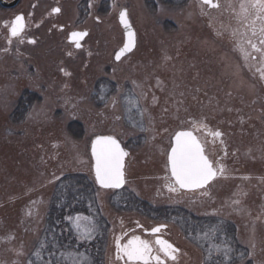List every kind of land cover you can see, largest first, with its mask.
<instances>
[{"label":"rangeland","instance_id":"374dc122","mask_svg":"<svg viewBox=\"0 0 264 264\" xmlns=\"http://www.w3.org/2000/svg\"><path fill=\"white\" fill-rule=\"evenodd\" d=\"M56 2L61 13L48 18ZM241 3L221 0L210 10L189 0L182 8L159 5L156 13L146 0H22L11 10L0 7V33L23 13L35 40L9 43L0 35V264H28L37 253L62 177L83 173L95 181L91 146L99 135L115 136L130 151L126 194L209 220L186 231L182 220L155 218L136 206L119 211L121 194L99 189L112 236L104 264H115L114 234L134 220L146 228L168 225L189 254L186 264H264V20L251 8L241 17ZM125 9L138 45L116 62ZM75 30L90 32L81 51L68 43ZM26 90L41 99L24 123L12 122ZM72 122L84 126L79 140L68 132ZM193 128L222 133L209 148L224 173L199 196H186L168 188V156L175 134ZM139 138L142 144L128 146ZM54 149L62 157L51 159ZM75 225L87 235L93 230L91 222Z\"/></svg>","mask_w":264,"mask_h":264},{"label":"trees","instance_id":"16d2710c","mask_svg":"<svg viewBox=\"0 0 264 264\" xmlns=\"http://www.w3.org/2000/svg\"><path fill=\"white\" fill-rule=\"evenodd\" d=\"M188 1L146 0V5L151 12L156 13L159 5L182 8ZM81 9L82 11L86 10L85 3L82 4ZM100 90L97 89L95 97L99 96L97 93ZM109 93L107 95H110ZM40 99L36 93L24 91L11 116V121L24 123L32 107ZM68 132L72 137L79 140L84 136L85 129L81 123L72 122L68 125ZM203 133L201 134L202 139L209 147L212 136H208L206 132ZM142 140L143 138L131 140L128 142V146L130 144L140 145ZM35 149H37V152H41L40 147ZM56 151V149L51 151L54 154L51 158L53 160L56 157H62ZM45 153L46 149L41 154L49 156ZM98 190L95 181H92L88 175L83 173L68 174L57 182L46 213L42 243L37 253L30 255L28 264H83V262L84 264H104L111 229L108 221L101 214L97 201ZM116 194L122 196L120 197L121 201L118 200L119 202H115L114 205L119 211L128 209L130 206H136L138 209L144 210L145 214L155 218L169 219L179 224L182 220L186 231H194L196 226L209 223V220L195 217L192 213L179 208L157 209L140 202L133 195L126 194L124 191L116 192ZM1 210L2 208L0 209V215L3 213ZM76 217H80V220L86 221V223L91 222L93 230L90 235L84 234V228L77 229L75 225ZM216 223V221L213 222L214 225ZM83 238L85 239L81 242ZM226 241L230 240L226 238Z\"/></svg>","mask_w":264,"mask_h":264},{"label":"snow or ice","instance_id":"6c2138e0","mask_svg":"<svg viewBox=\"0 0 264 264\" xmlns=\"http://www.w3.org/2000/svg\"><path fill=\"white\" fill-rule=\"evenodd\" d=\"M204 5L219 7L214 0H202ZM254 9L256 18L264 20V0H246V3L240 5V15L247 19L250 12ZM54 12H60L59 8L53 9ZM127 12H121L120 20L124 23L125 28L130 29L131 25L126 19ZM24 30V17L17 16L11 23L10 34L12 37H18ZM261 35L264 36V27L260 29ZM253 30V35H255ZM87 35V32H73L72 37L76 38V47H80L79 38ZM135 33L128 32V42L115 54V59L119 61L125 53L130 52L135 47ZM35 43V41H31ZM11 43V40H9ZM248 43L251 44L249 40ZM264 43V39L261 40ZM256 48L255 44H252ZM259 50V49H257ZM67 74V73H66ZM207 129L206 125H195ZM208 135L216 138L221 137L219 131H210ZM175 143L171 147L168 156V164L170 165L171 175L167 177L169 180L168 188L170 191H178L179 189H197L203 188L217 178L223 175L224 166L222 164H214V162L206 154L205 142L196 137L192 131H180L175 134ZM92 155L95 157V178L103 188H120L126 182L125 179V157L128 153L121 147L120 141L111 135H99L92 142ZM76 217V220H80ZM87 219V218H85ZM152 234L161 232V227L151 229ZM90 235V233H89ZM154 243L159 247L153 250L152 244L147 240H141L139 236H133L126 244L120 243V238L116 239L117 259H124L125 264H165L160 253L165 258L176 260V253L179 251L169 241L156 237Z\"/></svg>","mask_w":264,"mask_h":264},{"label":"flooded vegetation","instance_id":"af4514ba","mask_svg":"<svg viewBox=\"0 0 264 264\" xmlns=\"http://www.w3.org/2000/svg\"><path fill=\"white\" fill-rule=\"evenodd\" d=\"M55 8H59L60 9V12L57 13V12H54L52 10L50 12V14L47 16L48 18L54 19L53 17H56V16H58L61 13V8H60V3L59 2H56V7ZM55 8H53V9H55ZM20 14H23V13H20ZM12 22H13V20H12ZM29 25H30L29 24V21H28L27 17L25 16V27H24V30H23V32L21 33L20 36H18V37H12L11 34H10V27L7 30L2 31L0 33V35L2 34L8 40H11V42L17 40V41H20V42H28L29 44H34L31 41H35V40L32 39V38H28L29 37V34H30L29 33ZM60 29L62 31L65 30L64 27H61ZM88 33H89L88 37L81 44V47L79 49H77L75 47L76 46L75 44L70 43L69 40H68V43L71 46H73V48L75 50L81 51L84 48L85 42L87 41V39L90 36V32L89 31H88ZM176 192H179L182 195H188L189 194V195H192V196L193 195H198L199 196L200 194H202L203 190H198V191H196L194 193H184V192L182 193L179 190L176 191ZM158 226H156V227H158ZM152 228H154V227H152ZM152 228H146L144 225L140 224L139 222H137L135 220L131 224H127V225L120 226V228H118L119 230H117L116 234L114 235V240H113V244H112L113 257H114V260H115V264H125V260L124 259H117L116 239L117 238H120V243L121 244H126L133 236H139L141 238V240H147V241H149L152 244V246H153L154 254H155V250L159 247L158 245H156L154 243V241H155V239H156L157 236H159L162 239H165V240L169 241L177 249H179V251L175 254L176 255V260L175 261L171 260L170 258H165L163 256V253H160L162 259H164V261H165V264H186V262L188 261L187 258H189V254H188V252L184 248L180 247L179 244L176 243L173 240V238H172L169 230L168 229H166V230H162L161 229V232L156 233L154 235V234L151 233V229Z\"/></svg>","mask_w":264,"mask_h":264},{"label":"water","instance_id":"95a60500","mask_svg":"<svg viewBox=\"0 0 264 264\" xmlns=\"http://www.w3.org/2000/svg\"><path fill=\"white\" fill-rule=\"evenodd\" d=\"M201 2H202V0H200ZM20 2H21V0H12V1H7V0H0V6L2 7V8H4V9H13V8H16L19 4H20ZM214 3H217L218 5H219V2H218V0H215L214 1ZM205 6H207L209 9H217L218 7H213V6H211V5H205ZM124 11H126L127 12V17H126V19H127V21L129 22V24L131 25V28L130 29H127V28H125V25H124V23L123 22H121V20H120V15H119V23H120V25H121V27H122V29H123V32H124V36H125V44L128 42V32L129 31H132V32H134L135 33V35H134V40H135V47L130 51V52H127V53H125V55L124 56H122L121 57V59L119 60V61H117L116 59H115V61L116 62H121L125 57H127V56H129L131 53H133L134 51H135V49H136V47H137V33H136V31H135V29H134V27H133V25H132V23H131V21H130V19H129V16H128V11L127 10H123L122 12H124ZM121 14V13H120ZM18 16H23L24 17V15H18ZM15 20V19H14ZM24 27H25V17H24ZM75 32H77V33H81V31H75ZM85 32H87V31H85ZM73 33V32H72ZM72 33H70V35H69V42L70 43H72V44H75L76 45V43H75V39L76 38H73L72 37ZM88 35H89V33L87 32V35L86 36H84V37H82V38H79V43H80V45L85 41V39L88 37ZM124 44V45H125ZM76 47V46H75ZM81 47V46H80ZM79 47V48H80ZM77 49H79L78 47H76ZM119 52V51H118ZM186 131H192V130H186ZM193 132V134L196 136V134H195V132L194 131H192ZM197 137V136H196ZM174 138H175V136H174ZM173 138V145H174V143H175V139ZM121 144V143H120ZM121 147L122 148H124L123 147V145L121 144ZM125 150V149H124ZM127 153H128V155H129V151H127V150H125ZM170 152H171V150H170ZM170 152H169V155H170ZM91 153H92V149H91ZM128 155H127V157H128ZM127 157H125V161H126V159H127ZM92 158H93V161H94V166H95V157L92 155ZM93 166V170H94V175H95V167ZM170 166V165H169ZM125 168H126V164H125ZM125 170V169H124ZM171 171V170H170ZM95 180H96V178H95ZM214 181V180H213ZM213 181L211 182V183H209L207 186H205V187H203V188H197V189H181V190H183V191H186V192H192V191H196V190H199V189H204V188H208L212 183H213ZM97 182V181H96ZM125 184H126V182L124 183V185L122 186V187H120V188H103V187H101V185L97 182V185H98V187L99 188H101V189H103V190H122L124 187H125ZM179 187V186H178ZM161 227V229L162 230H164V229H166V226H160ZM152 233V232H151Z\"/></svg>","mask_w":264,"mask_h":264}]
</instances>
